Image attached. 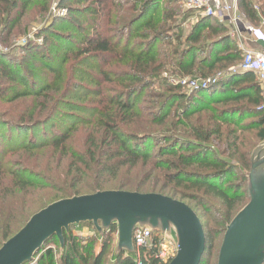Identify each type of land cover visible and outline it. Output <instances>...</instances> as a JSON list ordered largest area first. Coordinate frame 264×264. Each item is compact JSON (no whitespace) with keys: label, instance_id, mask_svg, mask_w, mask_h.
Listing matches in <instances>:
<instances>
[{"label":"trees","instance_id":"trees-1","mask_svg":"<svg viewBox=\"0 0 264 264\" xmlns=\"http://www.w3.org/2000/svg\"><path fill=\"white\" fill-rule=\"evenodd\" d=\"M34 1L0 0V44L8 45L13 37L25 34L31 16L46 15L50 1L40 0L38 5ZM62 3L67 5L68 15L60 28L55 21L36 33L41 44L30 42L20 51L29 50L31 64L0 52V79L5 83L0 85V101L35 100L17 122L0 124V204L19 193L49 187L44 179L30 176L25 156L44 149L59 151L67 160L68 172L61 179L70 181L62 199L107 191L105 185L118 182L124 171L147 168L144 177L149 179L145 181L153 180L138 186L188 200L191 204L186 205L199 218L205 236L200 264H217L227 225L249 201L246 174L250 157L264 140V96L256 75L238 69L243 53L230 35L229 23L199 16L184 34L176 21L180 15L177 0ZM236 8L254 28L262 24L264 0H236ZM50 44L54 49L47 51ZM34 64L40 67L39 83L24 69L27 66L37 74ZM218 71L228 74L219 73L222 77L210 90L191 94L162 77L163 73L179 79L205 77ZM55 114L59 116L51 126L66 122L65 131L50 129L51 136L42 133L40 141L34 136L38 125L47 126ZM249 131L255 134V144L241 151V134ZM77 134L82 135L81 150L70 148ZM222 139L225 145L220 149ZM93 179L94 183H86ZM209 199L217 200L220 207ZM44 207L23 212L19 218L27 214L30 218ZM6 218L0 212V247L29 219L21 223L19 218ZM86 224L93 227L94 243L100 242L93 259L92 246L84 247V240L71 234L76 226L64 232L62 249L52 237L34 257L55 264L54 245L61 264H88L91 259L92 264H102L115 241L117 226L99 233L91 223ZM135 250L115 256V264H167L158 258L155 246Z\"/></svg>","mask_w":264,"mask_h":264},{"label":"water","instance_id":"water-1","mask_svg":"<svg viewBox=\"0 0 264 264\" xmlns=\"http://www.w3.org/2000/svg\"><path fill=\"white\" fill-rule=\"evenodd\" d=\"M249 201L227 225L217 264H264V140L252 151L247 174ZM91 223L97 232L117 226L116 253H135L137 227L168 235L177 246L168 264H200L205 236L195 212L185 203L155 193L107 190L58 200L33 214L0 247V264H26L52 237L61 249L64 232Z\"/></svg>","mask_w":264,"mask_h":264},{"label":"rangeland","instance_id":"rangeland-1","mask_svg":"<svg viewBox=\"0 0 264 264\" xmlns=\"http://www.w3.org/2000/svg\"><path fill=\"white\" fill-rule=\"evenodd\" d=\"M50 4L48 7V11L46 15H43L42 17H37V14L31 16L30 23L28 24V30L25 34L18 35L12 38L10 43L8 45H2L0 44V52L3 53H11L13 55L18 56L21 60L28 62L31 64L30 60V55H29V50L27 53H21L20 51L25 47L30 42L41 44L42 39L38 38L36 33L39 31L43 30L44 28L49 27L52 25L55 21L57 22V28H60L61 25V20L68 15V8L67 5L62 3L63 0H49ZM41 1L35 0L34 4L38 5L40 4ZM179 8H180V15L177 18V24L179 25V29L181 28L184 31V34H187L191 26L197 21L199 18V15L191 10H187L181 6V4L178 2ZM33 7V4L32 6ZM72 20L75 21L74 16H70ZM264 23V20L262 21ZM77 43V42H76ZM52 44L48 45L45 47L47 51L53 50L54 46H51ZM55 45V44H53ZM32 49V47H30ZM33 53V52H31ZM24 65V64H23ZM36 67L37 74H33L28 71L27 66H24V69L26 72H28L32 78L35 80V82L39 83L40 82V67L37 64H34ZM228 74L227 72L224 71H218L215 72L212 75H208L205 77L201 76H192V77H186V78H181L179 79L178 77L171 75L169 73H163L162 77L163 79L167 80L168 83L173 84V85H181L182 91L186 94H191L194 93L198 90H201L203 88H197V89H191L189 87V84L192 81H197V82H205V81H210L214 78L218 79L217 76L218 74ZM225 76V75H224ZM52 77V76H50ZM185 83H182V82ZM218 83V81H217ZM208 85L205 87L204 90L208 91L210 90V87L213 85ZM5 85L4 80L0 79V85ZM11 87V86H10ZM212 90V89H211ZM158 91V88L157 90ZM160 91V90H159ZM33 98H26L24 100L19 101L17 104H5L0 101V124H5L8 122H17L16 120H19L21 118V114L23 113L26 108L32 107V104L34 103ZM221 107V106H220ZM219 107V108H220ZM59 114H55L54 118H52L50 121L51 123L48 124L47 126L43 125H38V130L35 137L39 139L40 141L43 139L42 138V133L43 134H48L51 136V132L49 131L50 129L53 130H58L61 133L65 131V124L64 122L63 125L59 124L55 127H52L51 124L52 122L57 120V117ZM45 117V114H43L40 118L39 124L43 122ZM251 116H248L246 118H249ZM223 129H227L224 127ZM0 133L1 130H0ZM254 133L253 131L246 132L244 134H241V137L244 139V144L243 146L240 147L241 151H246L250 148L251 144H255L254 140ZM82 135L77 134L74 136V140L70 143V148H75L77 150H81L82 148ZM224 139L220 140V144L218 147L220 149H223V145H225ZM215 144V143H214ZM5 151H8V148H3ZM59 151L56 153H53L52 150L50 149H44L37 151L35 154H25V156L28 157V171H30V176L31 177H39V179H44L47 183H49V187L45 190H33L28 192L27 194L19 193V195L13 199L7 198L4 200L2 204H0V212L7 218L9 216H12L13 219L19 218L20 214L23 212L28 211V213H33L37 211L39 208H42L54 201H57L59 199L64 198V195L67 194V190L69 188V181L66 183L62 182L61 177H66V172L67 171V160L63 159L62 157L59 156ZM10 156V154L8 155ZM58 158H61L60 161ZM12 159H15L13 157ZM234 162H237L234 160ZM10 169H13L14 171L20 170V167H12ZM146 169H138L135 171H124L119 175L118 182H110L109 184L105 185V189L110 190L111 188L119 189L121 188L122 190L130 191V192H141V193H151L156 191H152L148 188V186H138L140 183H148L152 182V177L149 181H145L149 179V177H144V174L146 173ZM248 174V173H247ZM246 174V177H247ZM38 179V180H39ZM105 179H109V177H105ZM104 181V180H103ZM86 183H94V179L92 181L86 180ZM118 183H120V186H118ZM82 192H88V190H82ZM81 193V192H80ZM82 194V193H81ZM175 199L177 200H182L181 202H184L185 204H191L188 200L182 199L181 196L176 195L174 196ZM213 203L215 207H220V203L217 200H210ZM193 205V204H192ZM25 207L27 209H25ZM197 213L202 217L203 221V214L201 210H197ZM6 218V219H7ZM29 218L28 214L23 215L21 218H19L18 222L20 221L21 223L25 222ZM19 226V225H16ZM93 227L88 225V224H83L80 226H76L71 228V234L72 235H77L81 237L84 241H82V244L84 247L87 246H92V259L95 257V255L98 252L100 242L97 239L96 242L94 243L95 239V234L93 232ZM167 236L171 238L173 241L174 240V233L173 231L169 233ZM91 239V240H88ZM88 240V241H87ZM53 249L55 250V257H54V263L55 264H61L60 262V252L57 250V247L54 245H51ZM120 253H116V238L114 243L111 245L108 254L104 258L102 264H115V256H118ZM39 256H36L33 258V260L28 263V264H46L47 262L45 261L44 263H41L39 260ZM92 259L88 264H92Z\"/></svg>","mask_w":264,"mask_h":264},{"label":"built area","instance_id":"built-area-1","mask_svg":"<svg viewBox=\"0 0 264 264\" xmlns=\"http://www.w3.org/2000/svg\"><path fill=\"white\" fill-rule=\"evenodd\" d=\"M181 6L187 10L196 12L200 16L212 17L219 22L230 23L236 27L235 33L231 32V36L235 37L239 29H243L252 35H256L258 30L247 23L237 12L236 0H177ZM1 50V49H0ZM241 71L253 72L260 84V89L264 96V51L253 52L245 51L241 62L238 65ZM233 72V70H232ZM222 77L218 74L217 78L210 81L197 82L192 81L189 84L191 89L203 88L208 85L217 83ZM182 83H185L184 81ZM264 107V104H263ZM155 235V236H154ZM133 244L136 248L151 249L156 247L157 256L163 263H169L176 255L177 246L169 236L152 232L149 228L137 227L132 235ZM137 264H142L137 261Z\"/></svg>","mask_w":264,"mask_h":264},{"label":"crops","instance_id":"crops-1","mask_svg":"<svg viewBox=\"0 0 264 264\" xmlns=\"http://www.w3.org/2000/svg\"><path fill=\"white\" fill-rule=\"evenodd\" d=\"M230 27L232 29L230 33L231 32L235 33L236 27L231 25ZM256 29L258 30V33L256 35H252L243 29L241 30L239 29L237 35L234 37L237 43V47L242 51V53H244L245 51H253V52L264 51V23H262Z\"/></svg>","mask_w":264,"mask_h":264}]
</instances>
